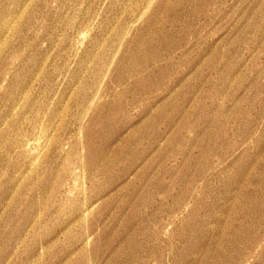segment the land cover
<instances>
[{"label":"rangeland","instance_id":"374dc122","mask_svg":"<svg viewBox=\"0 0 264 264\" xmlns=\"http://www.w3.org/2000/svg\"><path fill=\"white\" fill-rule=\"evenodd\" d=\"M0 264H264V0H0Z\"/></svg>","mask_w":264,"mask_h":264}]
</instances>
